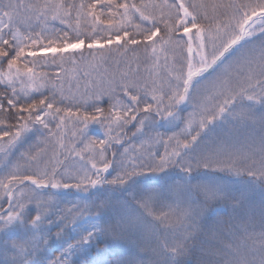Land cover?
I'll return each mask as SVG.
<instances>
[{"label": "snow or ice", "instance_id": "1", "mask_svg": "<svg viewBox=\"0 0 264 264\" xmlns=\"http://www.w3.org/2000/svg\"><path fill=\"white\" fill-rule=\"evenodd\" d=\"M0 264H264V0H0Z\"/></svg>", "mask_w": 264, "mask_h": 264}, {"label": "rangeland", "instance_id": "2", "mask_svg": "<svg viewBox=\"0 0 264 264\" xmlns=\"http://www.w3.org/2000/svg\"><path fill=\"white\" fill-rule=\"evenodd\" d=\"M66 67V69H67V71H68V74H69V79H71V76H72V70H71V68L69 67V66H65ZM64 74L63 73H61V76H63ZM93 134H95V133H93ZM102 248H103V245L101 246Z\"/></svg>", "mask_w": 264, "mask_h": 264}]
</instances>
